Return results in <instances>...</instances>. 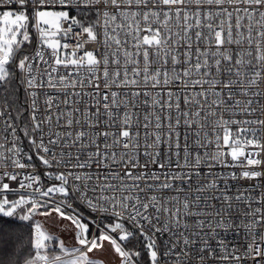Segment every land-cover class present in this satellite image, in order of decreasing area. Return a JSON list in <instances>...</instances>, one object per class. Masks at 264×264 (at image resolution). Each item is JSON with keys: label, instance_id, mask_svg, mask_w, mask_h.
Here are the masks:
<instances>
[{"label": "snow or ice", "instance_id": "snow-or-ice-1", "mask_svg": "<svg viewBox=\"0 0 264 264\" xmlns=\"http://www.w3.org/2000/svg\"><path fill=\"white\" fill-rule=\"evenodd\" d=\"M108 251L264 264V0H0V264Z\"/></svg>", "mask_w": 264, "mask_h": 264}, {"label": "rangeland", "instance_id": "rangeland-1", "mask_svg": "<svg viewBox=\"0 0 264 264\" xmlns=\"http://www.w3.org/2000/svg\"><path fill=\"white\" fill-rule=\"evenodd\" d=\"M36 219L39 220L40 217H37ZM52 231H55V229H52ZM60 235L61 238L66 240V242H70V237L67 234H60ZM97 255L99 256V258L105 260L106 264H118V259L114 257L110 251L103 253L102 256L100 254Z\"/></svg>", "mask_w": 264, "mask_h": 264}, {"label": "built area", "instance_id": "built-area-1", "mask_svg": "<svg viewBox=\"0 0 264 264\" xmlns=\"http://www.w3.org/2000/svg\"><path fill=\"white\" fill-rule=\"evenodd\" d=\"M243 233L240 234V236H237L236 234H232L228 237L229 240L239 243L241 242V237H242Z\"/></svg>", "mask_w": 264, "mask_h": 264}, {"label": "trees", "instance_id": "trees-1", "mask_svg": "<svg viewBox=\"0 0 264 264\" xmlns=\"http://www.w3.org/2000/svg\"><path fill=\"white\" fill-rule=\"evenodd\" d=\"M5 226V230L8 231V227H7V224L4 225ZM15 231H19V229H16ZM24 231L26 232L27 229L25 228ZM8 250L10 251L11 250V245H9V248Z\"/></svg>", "mask_w": 264, "mask_h": 264}]
</instances>
